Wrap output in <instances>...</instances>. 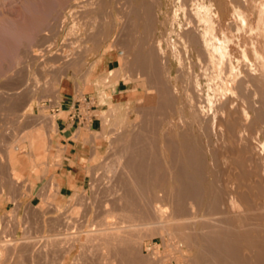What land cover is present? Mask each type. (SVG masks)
Here are the masks:
<instances>
[{"label":"rangeland","instance_id":"rangeland-1","mask_svg":"<svg viewBox=\"0 0 264 264\" xmlns=\"http://www.w3.org/2000/svg\"><path fill=\"white\" fill-rule=\"evenodd\" d=\"M177 1L0 0V203L6 202L7 205L4 211H0V243L8 242L14 247L21 243L23 236L29 235L34 236V241L36 236L39 239L42 236L45 241L58 239V245L65 248L72 242L73 235L83 239L78 229L88 227L82 225L88 220V212L96 210L92 204L96 203L100 208L98 220L101 218V222L105 202L118 201L123 190L121 178L127 179V169L124 171L123 168L127 162L124 161L133 159L137 153L133 152L135 146L132 145H135L133 140L141 129L142 116L161 112L162 91L172 94L174 86L183 90L186 84L167 43L164 41L163 47L171 68L170 78L164 69L166 58L156 48L157 41L163 38L174 21V28L179 30V25L186 23V16L190 18L189 13L186 16L182 12L173 15L183 0ZM187 1V11L196 2L209 4L204 14L214 21L220 37L226 35L231 39L228 43L231 54L239 61L243 74L252 64L264 83V0ZM235 11L241 12V19L235 16ZM192 20L196 21V18ZM195 68L198 74H202L198 65ZM119 81L125 83L121 84L120 90H127L123 96L111 93V90L116 91ZM252 88V85L244 88L247 94L245 96L246 92H243L245 99L242 100L245 108L255 116ZM150 91L153 95L148 94ZM64 97L77 100L90 97L92 104L97 106L94 115L98 121L95 130L81 127L84 151L81 166L87 180L85 184L75 186L70 196L61 197L60 185L51 175L63 159L62 152L56 155L50 152L58 128L53 124L48 126L47 120H56V109ZM179 107V102L174 101L165 113L172 114L177 121ZM260 129L263 131L258 137L264 141V123L261 121L248 128V134ZM40 132L45 133V138ZM36 134L40 138L35 142L27 138ZM153 135L162 147V132L157 130ZM172 136L177 138L174 133ZM201 139L205 154L212 150L220 154L218 169H222L228 142L213 136ZM14 145L18 147L15 151L17 171L12 173L8 157ZM154 154L167 172L168 157L161 149ZM209 161V158L204 160L202 169L200 185L205 190L212 181ZM116 181L122 186L121 191ZM162 186L169 189L170 184L165 182ZM117 192L121 193L117 195ZM202 204L200 201V214L206 211ZM93 217L91 214L89 218ZM45 218L52 226L46 225ZM66 221H70L72 230L56 234L64 231ZM174 226H170L171 236L163 232L166 240L155 230V234L152 229L151 232L148 230L149 233L140 230V237L145 232L141 237L142 264H156L153 261H160L158 264L193 263L201 252L199 241L194 240L192 230ZM78 254V249L73 251L66 257L65 264H74ZM24 255L12 258L7 264L45 263L44 255H36L35 262L33 255ZM54 255L49 259L55 257L51 261L58 264L63 255ZM101 259V255L93 259L83 257L76 264H103ZM114 259L115 262L110 259L109 264H126L122 256Z\"/></svg>","mask_w":264,"mask_h":264},{"label":"bare ground","instance_id":"bare-ground-1","mask_svg":"<svg viewBox=\"0 0 264 264\" xmlns=\"http://www.w3.org/2000/svg\"><path fill=\"white\" fill-rule=\"evenodd\" d=\"M185 1L180 3L178 9H174L173 15L182 12L186 16L189 13L190 18L186 16L187 21L179 25V30L174 28V21L163 38L157 41L156 48L165 59L163 42L167 43L179 63V74L184 76L186 84L183 90L174 86L172 94L162 91L161 112L142 116L141 129L133 140L135 145L131 144L135 147H130L137 153L133 159L124 161L127 162L123 167L124 171L127 169V179L120 177V183L119 178L124 188L118 186L116 181V187L120 191L123 189V195L117 192V195H121L116 203L105 202L101 222V218L98 220L100 208L96 203L92 204L96 210L90 209L88 220L81 224L88 227L78 229L83 239L75 234L65 248L58 245V239L45 241L42 236L40 239L36 236L35 241L34 236H23L21 243L14 247L8 242H2L0 264H7L17 256L25 257L24 254L33 255L34 262L36 255H44V264H53L51 260L55 257L49 259V256L55 253L63 255L59 257L62 260L59 259L58 264H65L66 257L76 249L79 254L74 264L83 257L93 259L99 255L103 264L110 259L113 262L118 256H122L126 264H142L141 237L145 232L140 237V230L146 233L151 232L150 229L153 233L155 230L166 240L163 232L171 236L170 226L173 224L192 230L194 240L199 241L201 252L192 264H264V141L258 137L263 130L248 134V128L255 122L264 123V83L257 74L258 69L252 64L243 74L239 61L234 60L231 54L228 44L231 39L226 35L220 37L214 21L204 14L209 4L192 1L194 4L188 9L189 12L186 7L189 5ZM192 15L196 21L192 20ZM235 16L241 19V12L235 11ZM177 17L176 21L179 20ZM256 55L261 59L258 52ZM167 59L163 63L167 77L170 78L171 68ZM245 60L249 62L247 58ZM196 64L203 70L202 74L196 72ZM251 85L254 87L255 116L245 108L242 100L243 92H246L245 96L247 94L244 88ZM151 91L148 94H152ZM174 101L180 105L177 121L172 114L165 113ZM47 122L48 126L53 124L57 127L54 118H49ZM157 130L162 132L161 148L153 135ZM40 133L41 137L45 136L44 132ZM173 133L177 138L172 136ZM40 136L36 134L33 138L31 135L27 138L35 142ZM204 136L228 142L229 148L222 169H218L220 154L216 150L204 153V145L200 142ZM15 147L9 151L8 157L12 173L17 171L15 151L18 147ZM158 149L168 157V165L165 164L167 172H164L163 163L154 154ZM206 158L211 160L212 181L209 189L202 188L204 191L200 184ZM165 182H169V189L163 188L162 183ZM157 186L160 187L154 189ZM207 197H210L209 200ZM200 201H203L202 205L206 208L204 214L199 212ZM91 214H94L93 218H89ZM45 223L50 224L47 219ZM64 226V231L56 234L72 230L70 221H66ZM152 260L155 259L152 257ZM153 262L158 264L160 261Z\"/></svg>","mask_w":264,"mask_h":264},{"label":"crops","instance_id":"crops-1","mask_svg":"<svg viewBox=\"0 0 264 264\" xmlns=\"http://www.w3.org/2000/svg\"><path fill=\"white\" fill-rule=\"evenodd\" d=\"M121 84H125L123 81H119L116 85V91L111 90L113 95H122L127 90H120ZM90 99V97H84ZM80 100L76 98L64 97L60 103V107L56 109L57 112V131L56 137L52 142L51 153L56 155L58 152H62V164L57 166L51 175L56 178L60 185V196H70L75 186L85 184L87 176L85 170L81 166V155H84L83 147L81 144L83 130L81 127H88L90 130H95L97 124V117L91 121L83 124L79 123L77 119H71V114L74 109L77 108ZM97 111V106L93 104L91 110L92 113ZM52 166V165H50ZM7 208L6 202L0 203V211H4Z\"/></svg>","mask_w":264,"mask_h":264},{"label":"built area","instance_id":"built-area-1","mask_svg":"<svg viewBox=\"0 0 264 264\" xmlns=\"http://www.w3.org/2000/svg\"><path fill=\"white\" fill-rule=\"evenodd\" d=\"M93 104L91 99L84 98L80 100L76 109L71 114V119H77L79 123H87L95 118L94 113L91 112Z\"/></svg>","mask_w":264,"mask_h":264}]
</instances>
